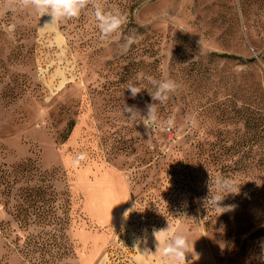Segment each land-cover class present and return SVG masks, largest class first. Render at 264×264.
<instances>
[{"label": "rangeland", "instance_id": "obj_1", "mask_svg": "<svg viewBox=\"0 0 264 264\" xmlns=\"http://www.w3.org/2000/svg\"><path fill=\"white\" fill-rule=\"evenodd\" d=\"M100 3L127 17L108 40L91 5L41 29L0 0V264H162L168 225L191 264H264V0ZM147 76L178 90L155 102ZM152 103L150 133L123 113Z\"/></svg>", "mask_w": 264, "mask_h": 264}, {"label": "clouds", "instance_id": "obj_2", "mask_svg": "<svg viewBox=\"0 0 264 264\" xmlns=\"http://www.w3.org/2000/svg\"><path fill=\"white\" fill-rule=\"evenodd\" d=\"M15 3H18L21 7H31L40 17L48 15L50 21L46 22L41 29L54 25L62 19L79 18L88 9V6L91 5V15L97 21L101 40L112 38L127 23L126 15L122 14L119 9L105 10L100 0H15ZM119 40L120 37L116 36L115 42L119 44ZM123 40L124 43L119 44L121 54H126L130 47L138 42V38L135 35L125 36ZM146 79L155 88L154 93L149 92L152 100L160 104H165L169 99V94L175 93L179 87L172 79L157 80L152 76H147ZM127 89L130 91L133 99L142 91L140 86L131 82L128 83ZM123 113L130 114L127 119L143 123L146 130H149V133L161 126L155 103L147 105L146 115H142L140 110L135 106H128L126 104H124ZM163 124L165 126L164 130H171L175 124V116L168 117L163 121ZM86 158V154L81 153L75 158V163L78 164ZM216 185L220 193H239V190H235L237 186L227 178L217 179ZM224 197L225 195H218L215 200L217 207H219V202ZM231 207L227 206L223 209L226 211ZM124 215L126 218L128 212H125ZM153 236L157 242L156 252H159L162 257V264H191V261L187 259V254L192 253V250H190L187 237L183 233L175 231L168 225V227L160 230L154 229Z\"/></svg>", "mask_w": 264, "mask_h": 264}, {"label": "water", "instance_id": "obj_3", "mask_svg": "<svg viewBox=\"0 0 264 264\" xmlns=\"http://www.w3.org/2000/svg\"><path fill=\"white\" fill-rule=\"evenodd\" d=\"M218 56L222 57V58H237L236 56H231L228 54H217Z\"/></svg>", "mask_w": 264, "mask_h": 264}]
</instances>
